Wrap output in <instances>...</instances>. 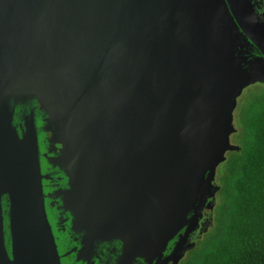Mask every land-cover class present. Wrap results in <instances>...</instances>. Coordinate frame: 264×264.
<instances>
[{"label": "water", "instance_id": "95a60500", "mask_svg": "<svg viewBox=\"0 0 264 264\" xmlns=\"http://www.w3.org/2000/svg\"><path fill=\"white\" fill-rule=\"evenodd\" d=\"M258 83L251 0H0V264H61L39 133L88 242L119 241L118 264L161 259L175 237L177 253Z\"/></svg>", "mask_w": 264, "mask_h": 264}, {"label": "trees", "instance_id": "16d2710c", "mask_svg": "<svg viewBox=\"0 0 264 264\" xmlns=\"http://www.w3.org/2000/svg\"><path fill=\"white\" fill-rule=\"evenodd\" d=\"M237 119L238 149L216 169L212 223L181 264H264V90L247 98Z\"/></svg>", "mask_w": 264, "mask_h": 264}, {"label": "flooded vegetation", "instance_id": "af4514ba", "mask_svg": "<svg viewBox=\"0 0 264 264\" xmlns=\"http://www.w3.org/2000/svg\"><path fill=\"white\" fill-rule=\"evenodd\" d=\"M254 4V9L259 16L261 22L264 25V0H251ZM250 54L254 57L259 53L255 48H249ZM27 103V102H26ZM30 105L29 103L20 105L24 107ZM40 115L36 116V125H41ZM46 135L39 133V150H40V167L41 173L44 177L43 193L45 194V209L47 219L50 224L51 232L54 237L56 248L60 256L61 264H118L119 256L122 252V244L115 240H92L88 242L89 233L81 229L73 227V218L71 214L64 207L62 198L57 195L62 191H66L67 178L64 176L61 169L55 168L51 165L50 156L56 154L57 150L48 153L51 145L44 143ZM49 154V155H48ZM211 200V199H210ZM215 199L212 207L207 206L210 201L203 206L201 213L202 217L198 222V227L194 232L189 234L185 244L177 253H173L175 243H177V237L169 242L166 249L161 256V259H155L153 262H145L142 259H134L131 264H181L185 259L183 256H187L188 253L195 247L196 242L200 239L204 233L209 229L213 218V208L215 206ZM189 248H192L188 250ZM182 258V259H181Z\"/></svg>", "mask_w": 264, "mask_h": 264}, {"label": "rangeland", "instance_id": "374dc122", "mask_svg": "<svg viewBox=\"0 0 264 264\" xmlns=\"http://www.w3.org/2000/svg\"><path fill=\"white\" fill-rule=\"evenodd\" d=\"M264 90V84H255V85H253V86H250V87H248V88H246V89H244L243 90V92H242V94L240 95V97H238V99H237V104H236V108H235V110H234V113H233V124H234V126H238V119H237V113H238V111H239V109H240V107H241V105L247 100V98L248 97H250L252 94H256V93H258L259 91H263ZM251 92H253V93H251ZM234 138H233V136H230V143H232V144H234V143H239L240 141L239 140H234ZM205 234V233H204ZM204 234H203V236H204ZM203 236L200 238V239H198V241L196 242V243H198L199 241H201L202 239H203ZM196 246V245H195ZM192 248H194V247H192ZM192 248H190V249H192ZM190 249H188V250H190ZM189 255V254H188ZM187 255V256H188ZM187 256L185 255V256H183L182 258H187ZM181 258V259H182Z\"/></svg>", "mask_w": 264, "mask_h": 264}, {"label": "clouds", "instance_id": "9594fccd", "mask_svg": "<svg viewBox=\"0 0 264 264\" xmlns=\"http://www.w3.org/2000/svg\"><path fill=\"white\" fill-rule=\"evenodd\" d=\"M216 194V193H215ZM214 199H215V196H214ZM214 199H212L211 201H214Z\"/></svg>", "mask_w": 264, "mask_h": 264}]
</instances>
